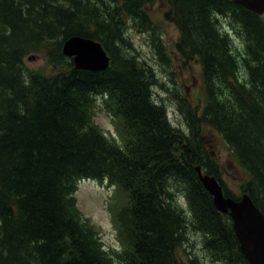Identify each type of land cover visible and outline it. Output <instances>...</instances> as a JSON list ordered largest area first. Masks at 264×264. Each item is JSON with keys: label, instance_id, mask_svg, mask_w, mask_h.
<instances>
[{"label": "trees", "instance_id": "1", "mask_svg": "<svg viewBox=\"0 0 264 264\" xmlns=\"http://www.w3.org/2000/svg\"><path fill=\"white\" fill-rule=\"evenodd\" d=\"M114 1L0 0V264H199L178 254L190 229L213 263L248 264L228 213L215 208L195 169L239 199L220 182L201 141L199 127L207 125L248 175L242 194L264 215V19L232 0H167L165 19L179 31L176 50L202 68L206 100L200 115L189 117V142L152 102V75L124 54L113 23L141 10L143 0H123L119 12ZM214 12H229L247 39L244 83ZM75 36L101 44L106 70L75 69L62 53ZM41 51L61 66L53 76L24 67L27 55ZM97 97L115 127L122 122L120 144L92 122ZM82 180L114 188L109 213L121 252L106 251L76 208ZM174 182L180 205L168 186Z\"/></svg>", "mask_w": 264, "mask_h": 264}, {"label": "rangeland", "instance_id": "2", "mask_svg": "<svg viewBox=\"0 0 264 264\" xmlns=\"http://www.w3.org/2000/svg\"><path fill=\"white\" fill-rule=\"evenodd\" d=\"M90 2L94 3L95 0ZM122 6L123 0L111 4L112 11L117 12ZM167 11V0H143L141 10L136 9L130 15L122 13L113 23L117 26L116 30L122 34L124 54L128 58L135 57L152 75L150 88L152 102L164 108L170 125L186 134L190 142L195 129L189 128V117L193 113L198 117L206 100L202 68L197 57L185 60L176 50L179 31L173 22L165 19ZM212 16L220 32L222 34L228 32L231 53L237 60L236 75L238 80L244 83L247 79V64L244 59L248 43L241 26L231 18L229 12L224 14L214 12ZM113 27L111 26V30ZM115 43L122 44L119 41ZM23 64L27 71L40 72L45 76H53L61 69V66L49 60L48 52L45 51L27 55L23 59ZM92 119L96 128L103 131L110 140L117 144L122 142L119 137L122 122L121 124L118 122L119 126L115 127L113 119L105 112L99 97L93 105ZM199 132L208 156L217 164L220 182L230 194L240 198L248 175L238 165L216 131L207 125H201ZM168 186L170 190L176 188L172 193L177 205H180V195L176 192L181 190L180 185L174 182L172 185L168 183ZM113 194L114 188L108 186L106 182L82 180L77 184L73 198L81 215L98 231L105 250L121 252L119 236L109 213V203ZM187 234L182 245L183 251H178L182 261L187 262L186 257L189 255L199 264H215L203 250L201 234L192 229L188 230ZM115 264L120 263L116 261Z\"/></svg>", "mask_w": 264, "mask_h": 264}, {"label": "water", "instance_id": "3", "mask_svg": "<svg viewBox=\"0 0 264 264\" xmlns=\"http://www.w3.org/2000/svg\"><path fill=\"white\" fill-rule=\"evenodd\" d=\"M232 1L256 14L264 11V0ZM62 53L72 59L75 69L78 70L100 72L109 65V57L102 46L89 39L77 36L68 38L62 45ZM195 170L205 190L212 197L215 208L223 214L228 213L244 259L248 264H264L263 213L246 193L239 200L225 197L222 186L214 177L202 174L200 167Z\"/></svg>", "mask_w": 264, "mask_h": 264}, {"label": "bare ground", "instance_id": "4", "mask_svg": "<svg viewBox=\"0 0 264 264\" xmlns=\"http://www.w3.org/2000/svg\"><path fill=\"white\" fill-rule=\"evenodd\" d=\"M234 2V1H233ZM235 3V2H234ZM236 4V3H235ZM239 5V4H238ZM240 6V5H239ZM242 7V6H241ZM243 8V7H242ZM245 9V8H244ZM77 37H80V36H77ZM81 38H84V37H81ZM84 39H89V38H84ZM89 40H92V39H89ZM92 41H95V40H92ZM95 42H97V41H95ZM97 43H99V42H97ZM100 44V43H99ZM101 45V44H100ZM66 57V56H65ZM68 58V57H67ZM261 212V211H260ZM262 213V212H261Z\"/></svg>", "mask_w": 264, "mask_h": 264}, {"label": "flooded vegetation", "instance_id": "5", "mask_svg": "<svg viewBox=\"0 0 264 264\" xmlns=\"http://www.w3.org/2000/svg\"><path fill=\"white\" fill-rule=\"evenodd\" d=\"M260 17L264 19V13Z\"/></svg>", "mask_w": 264, "mask_h": 264}]
</instances>
